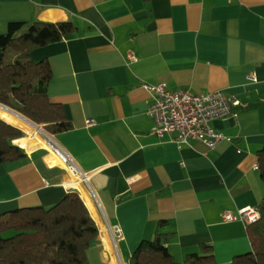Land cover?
<instances>
[{
	"label": "crops",
	"instance_id": "1",
	"mask_svg": "<svg viewBox=\"0 0 264 264\" xmlns=\"http://www.w3.org/2000/svg\"><path fill=\"white\" fill-rule=\"evenodd\" d=\"M34 20L76 27L31 55L50 63L49 98L72 123L54 137L76 163L87 197L67 183L69 169L47 159V148H24L28 160L0 165V214L51 207L77 190L99 226L88 264L110 262L103 236L129 264L162 219V231L175 232L168 248L178 264L203 244L217 264L251 251L247 225L222 214L259 207L264 196V0H0V34L11 21ZM160 82L224 90L245 105L213 122L226 136L215 147L177 144L153 133L144 83Z\"/></svg>",
	"mask_w": 264,
	"mask_h": 264
},
{
	"label": "trees",
	"instance_id": "2",
	"mask_svg": "<svg viewBox=\"0 0 264 264\" xmlns=\"http://www.w3.org/2000/svg\"><path fill=\"white\" fill-rule=\"evenodd\" d=\"M76 30L71 21H11L0 34V103L33 122L43 124L52 136L72 128L61 103L49 98L52 76L47 59L35 60L34 49L58 42ZM23 130L0 118V165H19L28 160L14 140ZM259 168L264 180V147L259 150ZM260 218L247 226L252 249L234 256L231 264H264V196ZM158 222L151 238H143L129 264H178L168 248L173 231H162ZM99 227L77 190L67 193L51 207H21L0 214V264H84L89 249L98 240ZM184 264H217L212 246L187 254Z\"/></svg>",
	"mask_w": 264,
	"mask_h": 264
},
{
	"label": "built area",
	"instance_id": "3",
	"mask_svg": "<svg viewBox=\"0 0 264 264\" xmlns=\"http://www.w3.org/2000/svg\"><path fill=\"white\" fill-rule=\"evenodd\" d=\"M131 59L135 60L136 57L131 54ZM253 79L256 80V77L253 76ZM144 87L152 98L148 113L155 122L153 133L158 137L170 134L171 140L177 144L202 141L215 147L226 136L213 126V122L236 114V109L245 105L238 96L224 90L195 92L183 86L172 89L161 82L144 83ZM87 124H95V119L89 118ZM44 136L66 168L78 174L76 163L55 137L49 134ZM260 216L259 207L256 206L241 207L236 212L227 210L222 214L225 222L241 220L247 226L256 222Z\"/></svg>",
	"mask_w": 264,
	"mask_h": 264
},
{
	"label": "bare ground",
	"instance_id": "4",
	"mask_svg": "<svg viewBox=\"0 0 264 264\" xmlns=\"http://www.w3.org/2000/svg\"><path fill=\"white\" fill-rule=\"evenodd\" d=\"M0 117L18 126L19 128H21L26 132V135L24 137L15 139V142L18 145L25 148L27 152H32L33 150L40 147L47 148L50 151V154L47 156V159L55 164H60L66 167V165L53 152L45 136H43V133L45 134L46 132L44 131L42 126L32 123L27 118H25L24 115H20L16 112H13L1 105H0ZM69 171H70V178L67 180V183L78 187L83 192V196L86 198L87 195L85 191L82 189L79 181L80 176L71 170ZM88 204L91 206L89 200H88ZM101 228L105 230L104 226H101ZM103 238L105 241L106 249L109 251V255L111 259L108 264H120L115 252L111 249L108 243L107 237L103 236Z\"/></svg>",
	"mask_w": 264,
	"mask_h": 264
},
{
	"label": "water",
	"instance_id": "5",
	"mask_svg": "<svg viewBox=\"0 0 264 264\" xmlns=\"http://www.w3.org/2000/svg\"><path fill=\"white\" fill-rule=\"evenodd\" d=\"M0 105L1 106H3V107H5V108H8L9 110H11V111H13V112H16V113H18V114H20V115H22L21 113H19V112H17V111H15L14 109H12V108H10V107H8V106H6V105H4V104H2V103H0ZM25 117V116H24ZM0 118H2V117H0ZM26 118V117H25ZM2 119H4V118H2ZM28 119V118H27ZM5 120V119H4ZM29 120V119H28ZM30 121V120H29ZM8 122V121H7ZM32 122V121H31ZM10 123V122H9ZM32 123H34V122H32ZM12 124V123H11ZM35 124V123H34ZM14 125V124H13ZM37 125V124H36ZM16 126V125H15ZM44 126V125H43ZM43 126H42V128H43Z\"/></svg>",
	"mask_w": 264,
	"mask_h": 264
},
{
	"label": "rangeland",
	"instance_id": "6",
	"mask_svg": "<svg viewBox=\"0 0 264 264\" xmlns=\"http://www.w3.org/2000/svg\"><path fill=\"white\" fill-rule=\"evenodd\" d=\"M16 111V110H15ZM26 117V116H25ZM26 118H28V117H26ZM29 119V118H28ZM30 121H32L31 119H29ZM33 122V121H32ZM35 123V122H34ZM35 124H37V125H40V126H43V124H38V123H35ZM18 127V126H17ZM43 129H44V131L46 132L45 134H49L46 130H45V128H44V126H43ZM45 134H43V136L45 135ZM50 135V134H49ZM14 142H15V140H14ZM16 143V142H15ZM17 144V143H16ZM18 145V144H17ZM20 146V145H19ZM21 147V146H20ZM21 148H23V147H21ZM25 150V149H24ZM27 153V152H26ZM99 227V226H98ZM85 264H88V263H85ZM90 264V263H89Z\"/></svg>",
	"mask_w": 264,
	"mask_h": 264
}]
</instances>
